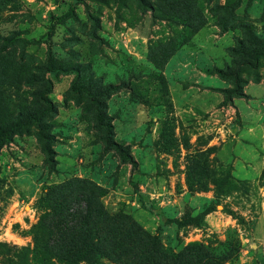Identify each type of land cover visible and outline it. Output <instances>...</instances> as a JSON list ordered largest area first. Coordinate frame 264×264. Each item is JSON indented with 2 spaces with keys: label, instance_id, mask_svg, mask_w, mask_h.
I'll return each instance as SVG.
<instances>
[{
  "label": "rangeland",
  "instance_id": "rangeland-1",
  "mask_svg": "<svg viewBox=\"0 0 264 264\" xmlns=\"http://www.w3.org/2000/svg\"><path fill=\"white\" fill-rule=\"evenodd\" d=\"M173 3L206 23L178 35ZM162 44L175 48L164 67L149 58ZM110 85L115 145L73 90ZM18 117L0 145V264H36L35 228L78 194L108 232L264 264V0H0V127ZM208 207L201 227L165 224Z\"/></svg>",
  "mask_w": 264,
  "mask_h": 264
},
{
  "label": "trees",
  "instance_id": "trees-1",
  "mask_svg": "<svg viewBox=\"0 0 264 264\" xmlns=\"http://www.w3.org/2000/svg\"><path fill=\"white\" fill-rule=\"evenodd\" d=\"M170 8L174 17L163 16V18L186 25V29H183L184 26L180 28L183 32L177 31L178 35H182L186 30L193 31L194 25L192 24L195 22L206 23L203 17L192 16L189 10H179V7L174 3ZM167 47L162 44L158 47L160 50L154 49L149 53V58L154 60L153 62L158 66L164 67L175 52L173 44ZM49 71L54 73L75 71L78 73L75 69L58 70L53 68ZM95 84H99V82L96 81ZM73 90L89 96L96 107L97 121L104 132L105 144L115 145L111 119L106 115L105 106L100 101L101 97H108L111 94L110 92L114 91V87L111 85L104 86V88L100 87V92L90 87H74ZM20 120L21 118L18 117L16 122L9 123L6 128L0 127V145L9 140L15 132L27 126L26 122ZM83 203L87 207L86 210L82 211L80 209ZM141 203L144 210L163 218L162 212L155 206L148 205L143 200H141ZM52 210L54 212L55 209ZM213 211V207H208L194 216L164 220L166 225L201 227L205 217ZM229 214L234 216V213ZM54 215L52 220H50L51 217H46L51 224L45 223L35 228V248L31 254L36 264H47L54 259H58L64 264H99L102 259L121 260L120 264H221L224 260H228V257L225 259L222 256H217L200 244H192L178 253L169 254L164 251L159 236H149L135 226L131 232L123 229L115 233L108 232L109 221L103 207L86 197L85 194H78L73 197L64 210H57ZM97 221L102 223V227L99 229H95ZM49 230L57 237L55 242L51 238L45 239ZM96 237L98 242L95 240ZM22 264H31V262H23Z\"/></svg>",
  "mask_w": 264,
  "mask_h": 264
}]
</instances>
